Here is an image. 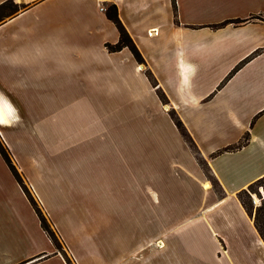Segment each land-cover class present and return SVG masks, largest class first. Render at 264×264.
<instances>
[{
    "label": "crops",
    "instance_id": "obj_1",
    "mask_svg": "<svg viewBox=\"0 0 264 264\" xmlns=\"http://www.w3.org/2000/svg\"><path fill=\"white\" fill-rule=\"evenodd\" d=\"M14 2L0 136L73 264H264L238 196L264 177V0ZM110 4L146 64L107 50ZM0 264H68L1 155Z\"/></svg>",
    "mask_w": 264,
    "mask_h": 264
},
{
    "label": "trees",
    "instance_id": "obj_2",
    "mask_svg": "<svg viewBox=\"0 0 264 264\" xmlns=\"http://www.w3.org/2000/svg\"><path fill=\"white\" fill-rule=\"evenodd\" d=\"M13 7L17 8V5L14 3V0H8L5 3H3L2 5H0V17L3 16L4 12L12 11ZM17 11H18L17 9L16 10L13 9L12 13L14 14ZM106 15L116 25V27L119 31V34H120L119 42L115 45L107 44L106 45L107 50L109 52H118V51L123 50L124 48H128L140 64H146V61H145V58H144L142 52L140 51L139 47L135 43L134 39L132 38V36L130 35V33L128 32V30L126 29L125 25L123 24V22L120 18L118 7L115 4L107 5L106 6ZM4 16H5V14H4ZM245 21L246 20L225 21V22L218 24V25H215L213 27H223V26H226L230 23L242 24ZM240 66L241 65L237 66L235 68V70L232 71L227 76V78L223 81L222 84H224L226 81H228L230 79V77L233 75V73L236 72L240 68ZM146 75H147L148 79L150 80L151 84L153 85V87L157 88L156 92H157V95L159 96L160 100L162 101V103L168 104L169 100H168L165 92L161 88L158 87L159 84L157 82V79L155 78L154 74L152 73V71L150 69H147ZM170 115H171L173 121L175 122L176 126L180 130V132L187 139V141L192 142V139H191L189 133L187 132L183 122L181 121V119L179 118L177 113L174 110H171ZM248 141H249V135L245 136L239 145L227 147V148L223 149L222 152H232V151L238 150V149L242 148L243 146H245V144H247ZM0 154H1L2 158L4 159L5 163L7 164L8 168L10 169L11 173L13 174V176L16 178L17 182L19 183V185L23 189L24 193L26 194V196L29 199L30 203L32 204L33 208L35 209L37 215L39 216L40 221H41V226L44 229V231L46 232V234L48 235V237L50 238V240L52 241L53 245L55 246L56 253H61L65 257L67 263L72 264L70 258L67 256V254L65 252L64 244H63L59 234L55 230L53 224L50 222L47 215L45 214L43 207L41 206V204L39 203V201L37 200V198L35 197V195L31 191V189H30L29 185L27 184L25 178L19 172L17 166L15 165L13 155H12L10 149L4 143V141L1 137H0ZM254 184H259V186L262 187L263 194H264V177L257 180ZM254 184H252L249 187L250 190H252V186ZM249 189L240 192L238 194V196H239V199H240L241 203L243 204L245 210L247 211L248 215L253 219L257 231L259 232L260 236L264 240V197L262 199L261 204L258 205L257 207H255L253 205V203H251V201L246 202L244 197H243L244 194L250 193ZM258 194L261 195L262 194L261 191H258ZM250 200H251V198H250Z\"/></svg>",
    "mask_w": 264,
    "mask_h": 264
},
{
    "label": "rangeland",
    "instance_id": "obj_3",
    "mask_svg": "<svg viewBox=\"0 0 264 264\" xmlns=\"http://www.w3.org/2000/svg\"><path fill=\"white\" fill-rule=\"evenodd\" d=\"M15 3V2H14ZM16 4V3H15ZM17 5V8H14L13 7V9L14 10H18L16 13H18V12H20L21 10H23V9H25V8H27V5L26 4H16ZM13 9H12V11H6V12H4V14H5V16H10V15H12L13 13ZM4 14H3V16H4ZM15 14V13H14ZM3 16H1L0 17V20L1 19H4V17ZM1 137V136H0ZM5 143V142H4ZM9 148V147H8ZM1 155V154H0ZM2 157V156H1ZM13 159H14V162H15V165L17 166V168H18V170H19V172L22 174V172H21V170L19 169V167H18V165H17V163H16V160H15V158H14V156H13ZM4 160V159H3ZM5 162V161H4ZM6 164V163H5ZM7 165V164H6ZM8 167V166H7ZM10 170V169H9ZM11 172V171H10ZM13 175V174H12ZM23 176V175H22ZM14 177V176H13ZM15 178V177H14ZM15 180H16V178H15ZM17 181V180H16ZM27 182V181H26ZM212 182V181H211ZM19 184V183H18ZM28 184V183H27ZM213 185H214V187L216 188V190H217V193L218 194H221V191L219 190V188H218V186L217 185H215L214 183H213ZM250 190V189H249ZM253 190V191H252ZM252 190H250V193H248V194H244L243 195V197H244V199H245V201L246 202H250L251 201V203H253V205L255 206V207H257L258 205H260L261 204V202H262V199H263V197H264V194H263V189H262V187L261 186H259V184H254L253 186H252ZM258 191H261V195L260 194H258ZM250 198H251V200H250ZM45 212V211H44ZM46 214V213H45ZM51 222V221H50ZM56 230V229H55ZM58 233V232H57ZM59 234V233H58ZM60 236V235H59ZM61 238V237H60ZM63 242V241H62ZM64 244V243H63ZM64 249H65V246H64ZM65 252H66V250H65ZM58 254V253H57ZM66 254H67V252H66ZM67 256L69 257V255L67 254ZM70 258V257H69ZM70 260H71V258H70ZM71 263L73 264V262H72V260H71Z\"/></svg>",
    "mask_w": 264,
    "mask_h": 264
},
{
    "label": "bare ground",
    "instance_id": "obj_4",
    "mask_svg": "<svg viewBox=\"0 0 264 264\" xmlns=\"http://www.w3.org/2000/svg\"><path fill=\"white\" fill-rule=\"evenodd\" d=\"M168 109V108H167ZM206 188H209L210 187V183H206Z\"/></svg>",
    "mask_w": 264,
    "mask_h": 264
}]
</instances>
